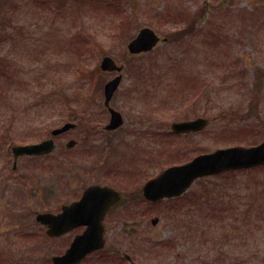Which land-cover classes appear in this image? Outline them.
<instances>
[{"label": "rangeland", "instance_id": "obj_1", "mask_svg": "<svg viewBox=\"0 0 264 264\" xmlns=\"http://www.w3.org/2000/svg\"><path fill=\"white\" fill-rule=\"evenodd\" d=\"M4 10L23 35L14 52L21 85L7 89L17 118L9 133L8 122L0 127V138L14 137L0 141V264H43L63 253L81 230L47 240L34 212L56 213L90 184L126 197L104 220V250L82 264H126L116 259L124 254L141 264H264V167L199 180L179 200L153 207L140 194L171 164L264 139V0H2ZM142 27L160 42L130 55L126 46ZM107 55L124 66L111 104L125 123L109 133L102 88L113 74L98 67ZM62 93L72 103L86 98L89 110L79 105L77 127L30 175L13 170L12 145L44 139L72 118ZM189 104V118L208 119L205 130L169 135ZM71 138L79 144L64 152Z\"/></svg>", "mask_w": 264, "mask_h": 264}, {"label": "water", "instance_id": "obj_2", "mask_svg": "<svg viewBox=\"0 0 264 264\" xmlns=\"http://www.w3.org/2000/svg\"><path fill=\"white\" fill-rule=\"evenodd\" d=\"M157 41L158 37L151 29L142 28L136 38L129 42L127 49L131 54L147 52L153 48ZM100 68L103 71L121 70V67H117L115 62L108 56L101 60ZM120 79L121 76H117L104 87V104L108 107V111L111 114L110 123L106 126L107 129H115L122 124L120 114L108 106ZM205 124V120L197 119L191 122L174 123L171 129L176 133L198 131ZM72 127V124L67 123L60 129L52 131V134H60ZM73 144V141H70L67 146L70 147ZM52 149V140H48L36 145L16 147L13 151L15 155L21 153L37 155L49 153ZM260 165H264V141L257 146L249 148L219 149L211 154L200 155L185 165L168 168L157 178L147 182L143 191L146 198L151 200L178 196L190 186L195 178L226 170ZM120 199L121 195L111 188L91 186L83 192L79 201L63 206L62 213L58 215L50 213L38 215L37 220L48 226L47 234L50 236L61 235L76 226H86L85 231L73 239L62 256L53 258V264H76L85 255L103 248L104 239L102 234L104 227L102 226V220L108 209ZM152 223L155 224L156 219Z\"/></svg>", "mask_w": 264, "mask_h": 264}, {"label": "flooded vegetation", "instance_id": "obj_3", "mask_svg": "<svg viewBox=\"0 0 264 264\" xmlns=\"http://www.w3.org/2000/svg\"><path fill=\"white\" fill-rule=\"evenodd\" d=\"M14 36H15L14 34H9L7 36L3 32V30L0 31V39H2L3 41H5V40L12 41L13 38H14ZM17 48H18V45L17 44H12V43H10V44H6V43L0 44V68L2 69V77L0 79L5 84L6 83H9V84L10 83H16V82L19 81L18 76H17V71H16V67H17L16 64H17V60H18L17 57L19 56V54L14 53L16 50H18ZM61 95H62V97L64 99L65 104L68 107L70 106V104H72V105H74L73 108H76V109H71L69 107V112H72L73 110H75V112L77 111L78 113L80 112L79 111V105L80 104L83 105V102H80V101L75 102L74 101L72 103L71 97H68L67 95H65L63 93ZM9 96H10V93L9 92H6V89L1 90V92H0V104L1 103H5V98H8ZM76 104L78 105V107H77ZM94 106H96V101H93L92 102L90 109L93 108ZM82 110L87 111V110H89V108H85L84 107ZM8 114H10V115H8ZM78 115L79 114H77V116ZM0 117L3 120L2 123L0 124V127L1 126L3 127L5 125L4 122H8V125H7V129L8 130L7 131L9 133L10 132V129L12 128V125L14 124V120L17 118V111H16V109L13 108V107H1L0 108ZM86 119H88L87 115H85L81 120L86 121ZM76 127H77V123H75V128ZM33 130H35V129H33ZM39 130L42 131V128H40ZM103 130L105 132H107V133L111 132V131L105 130L104 125H103ZM89 131L90 130H88V133H89ZM50 132H51V130H50ZM50 132H49V136L46 137V138L51 137L50 136ZM67 133L68 132H66L64 134H61V135H58L57 137H55L54 138L55 145H56V139L59 138V137H61V136H63V135H65V134H67ZM93 133H94V131H93ZM90 135L91 134H89V136ZM7 136H4L3 134L1 135L0 141L2 142V145L6 144V143L10 144V142L14 141V137H12V139H8ZM89 136L86 137L85 140H89ZM46 138H44V139H46ZM26 140L28 141V138H26ZM42 140L43 139H41L39 141H35V142L33 141V143H38V142H40ZM27 141L24 144H18V145L30 144ZM76 142H78V140H76ZM146 147H147V145H146ZM64 148H65V145H64ZM65 151L66 150L64 149V152ZM49 157H51V155H45V156H19L16 159H14L12 157L13 158L12 169L15 170L16 167H19L20 169H22V170H24L26 172V175H28V174L30 175V171L32 170L31 168H33L32 165L34 167H40V165H38L37 163H40L42 160L47 159ZM18 162L21 163L20 166H19V163ZM21 172L22 171H19V177H23V174H20ZM44 212H46V211H44ZM58 212H56V213H58ZM34 214H35V217H36V215L38 214V212L37 213L34 212ZM35 222H36V219H35ZM39 225L42 227V230L44 231V235L47 237V240H49V239H55L53 237H49V236L46 235V232L48 230L46 226H43L41 224H39ZM76 229L81 230V232L83 231V228L82 227H78ZM22 234L23 235H21V236H23V237H25L27 235L28 236H34L35 237L36 232L33 231L31 233H28V231H23ZM64 235H67V234H64ZM60 237H62V236H60ZM60 237H57V238H60ZM53 256H56V255H50L49 257L47 256L48 258L46 257V260H45V262L43 264H52V258H53ZM90 256L91 255H89L86 258H84L80 264H82ZM94 256H96V255H94ZM97 256L103 257L104 255H97ZM119 256L120 257L119 258L116 257V259H119L120 260V258H121V260H123L126 264H134V263L141 264V263L137 262V260H136L137 258L135 257V255H119ZM17 262H22V261H17ZM17 262H14L13 264H15ZM33 264H35V263H33Z\"/></svg>", "mask_w": 264, "mask_h": 264}, {"label": "trees", "instance_id": "obj_4", "mask_svg": "<svg viewBox=\"0 0 264 264\" xmlns=\"http://www.w3.org/2000/svg\"><path fill=\"white\" fill-rule=\"evenodd\" d=\"M1 24H3V27L5 26V24L3 22H0V26ZM74 101H79L78 99L74 100Z\"/></svg>", "mask_w": 264, "mask_h": 264}]
</instances>
